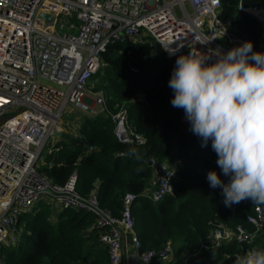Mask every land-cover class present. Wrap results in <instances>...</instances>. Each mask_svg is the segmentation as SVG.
<instances>
[{"label":"built area","instance_id":"obj_1","mask_svg":"<svg viewBox=\"0 0 264 264\" xmlns=\"http://www.w3.org/2000/svg\"><path fill=\"white\" fill-rule=\"evenodd\" d=\"M241 1L237 10L264 25V11L244 8ZM220 7L221 0H0V248L18 244L19 217L34 214L44 203L54 213L72 209L91 214L108 264L120 262L122 231L130 233L138 264L170 261V243L159 250H140L132 204L138 197L153 204L174 197L177 161L151 160L148 188L140 195L126 194L119 217L100 207L95 192L80 196L75 173L64 185H54L38 172V161L48 142L61 133L67 105L88 116L108 115L103 91H95L90 82L105 67L101 56L108 46L148 40L151 46L156 40L169 58L193 53L207 57L205 66H209L246 43L231 20L219 18ZM46 16L53 20L47 22ZM252 52L264 53L263 32L259 49ZM130 70L139 72L135 66ZM111 120L118 142L145 143L128 126L124 110L111 114ZM95 150L85 147L87 154ZM246 222L254 228L252 233L240 225H215L208 237L210 246L215 249L242 239L251 244L264 231V210L255 206ZM251 250H264V245L253 244L211 264H234L236 256Z\"/></svg>","mask_w":264,"mask_h":264},{"label":"trees","instance_id":"obj_2","mask_svg":"<svg viewBox=\"0 0 264 264\" xmlns=\"http://www.w3.org/2000/svg\"><path fill=\"white\" fill-rule=\"evenodd\" d=\"M239 3L221 0L219 18L231 20L238 36L257 51L260 24L252 15L238 11ZM241 5L264 11V0H242ZM150 43L107 47L101 56L105 67L92 80L102 76L108 115L84 116L79 128L84 145L71 150L58 144L38 172L59 186L75 173L76 192L82 197L95 192L100 207L119 217L123 197L128 193L140 195L148 188L152 175L148 162L177 161L174 197L156 204L138 197L132 204L134 234L141 251L159 250L170 243L178 261L211 264L264 239L263 231L251 244L231 242L214 252L208 238L217 224L230 228L240 225L252 233L254 228L246 216L257 204L246 199L226 206L223 189L209 186V171H215L225 184L229 177L218 167L211 141L201 147V138L190 130V123L183 121L184 110L171 104L175 93L168 83L176 60L184 55L169 58L159 49L152 57ZM131 66L139 72H131ZM120 109L126 113L128 126L144 138L143 145L123 144L113 135L111 114ZM84 146L96 150L87 154ZM258 206L264 210V205ZM93 224L91 214L72 209L54 213L41 203L34 214L19 217L21 239L16 246L0 248L1 264H108L107 250L97 242L99 231L94 226L85 234ZM195 253L199 254L193 257Z\"/></svg>","mask_w":264,"mask_h":264},{"label":"clouds","instance_id":"obj_3","mask_svg":"<svg viewBox=\"0 0 264 264\" xmlns=\"http://www.w3.org/2000/svg\"><path fill=\"white\" fill-rule=\"evenodd\" d=\"M252 48L246 42L209 66L207 57L180 56L168 83L172 106L184 110L201 147L211 141L216 163L229 177L225 184L215 171L207 174L229 207L246 199L264 205V53ZM234 264H264V250L238 255Z\"/></svg>","mask_w":264,"mask_h":264},{"label":"crops","instance_id":"obj_4","mask_svg":"<svg viewBox=\"0 0 264 264\" xmlns=\"http://www.w3.org/2000/svg\"><path fill=\"white\" fill-rule=\"evenodd\" d=\"M82 121H83V117H79V119L75 120L74 123L69 126L70 127L69 131H67L66 128L63 127L61 133L52 140V145L55 144L56 146H58V144L60 143L65 144L71 150L75 149L78 146H83L84 141L79 134V128L81 126ZM183 121L185 123H189V121L186 119V116L183 118ZM64 133L66 134L64 135ZM55 147L53 149H50L49 152L55 151ZM53 221L54 219L52 220V222ZM93 228H94V224L86 231L85 234L89 233ZM121 234L123 237V245L121 248V253H120L121 258L119 264H138V257H137L138 252L136 249L132 247L130 233L128 231H122ZM256 244L264 245V239H262ZM222 259L228 260V255H223V257L220 260ZM167 264H184V262L178 261L177 256L173 251L170 261Z\"/></svg>","mask_w":264,"mask_h":264},{"label":"rangeland","instance_id":"obj_5","mask_svg":"<svg viewBox=\"0 0 264 264\" xmlns=\"http://www.w3.org/2000/svg\"><path fill=\"white\" fill-rule=\"evenodd\" d=\"M260 24V23H259ZM260 27L262 29L263 35H264V25L260 24ZM148 42H151L150 40H148ZM104 69V68H103ZM101 69L100 72L103 70ZM102 76H99L96 80H91V86L93 87V89H95V91H103V86H102ZM87 114L84 112H81L77 109H75L72 105H67L64 109L63 115L61 117V129L66 128L67 131L70 130V125H72L74 123L75 120L79 119V117H84ZM63 125V126H62ZM66 133H64L65 135ZM53 140V139H52ZM57 141V140H56ZM56 145L53 144L52 145V141L48 142V144L46 145V147L44 148L41 157L38 161V168L37 170L44 164H46V159L48 157V152L50 149H53ZM244 249L242 247H240L238 249V252H242Z\"/></svg>","mask_w":264,"mask_h":264},{"label":"water","instance_id":"obj_6","mask_svg":"<svg viewBox=\"0 0 264 264\" xmlns=\"http://www.w3.org/2000/svg\"><path fill=\"white\" fill-rule=\"evenodd\" d=\"M52 20H53V17L52 16H46V21L47 22L48 21H52ZM159 49L160 48H159L158 42L156 40H154L153 43H152V45H151V56L152 57H155V55H156V53H157V51ZM148 166L149 167L151 166V163L150 162H148ZM47 192H49V191L47 190ZM247 241H248V239H242V240H239V241H235V243L238 244V243L247 242ZM219 249H220V247L215 248L214 249V252H217Z\"/></svg>","mask_w":264,"mask_h":264}]
</instances>
